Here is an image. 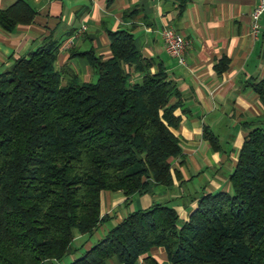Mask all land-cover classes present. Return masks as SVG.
<instances>
[{
    "label": "trees",
    "instance_id": "16d2710c",
    "mask_svg": "<svg viewBox=\"0 0 264 264\" xmlns=\"http://www.w3.org/2000/svg\"><path fill=\"white\" fill-rule=\"evenodd\" d=\"M175 1L180 13L191 0ZM35 15L15 0L0 8V27L10 32ZM106 35L109 58L73 54L86 58L95 81L56 67L61 38L0 72V264L60 261L75 252L77 234L90 236L106 220L101 192L129 199L178 178L171 168L182 156L177 87L161 64L150 71L128 30ZM136 72L140 80L132 82ZM252 88L263 95L264 78ZM202 131L219 150L212 130ZM229 182L230 192L202 193L185 220L160 202L129 212L68 264H161L150 255L155 248L169 264H264L263 126L247 133Z\"/></svg>",
    "mask_w": 264,
    "mask_h": 264
},
{
    "label": "crops",
    "instance_id": "0c3cea01",
    "mask_svg": "<svg viewBox=\"0 0 264 264\" xmlns=\"http://www.w3.org/2000/svg\"><path fill=\"white\" fill-rule=\"evenodd\" d=\"M26 1L36 10L32 23L17 25L10 32L0 27V72L45 40L61 38L56 67L89 82L94 71L86 58L73 54L92 50L95 56L109 58L106 30L125 29L132 33L135 49L152 62L150 71L161 64L180 93L181 104L175 110L180 122L174 133L181 141L182 156L171 162L178 178L174 177L172 186L159 185L153 193L129 199L120 191L101 192L100 214L106 220L90 236H75V252L88 249L129 212L153 202L172 207L181 221L196 207L202 193L231 191L229 175L241 144L252 127H264V94L258 95L252 88L264 78V15L256 37L249 28L257 0H191L180 13L175 0ZM14 2L0 0V8ZM82 26L85 29L79 32ZM163 27H171L189 40L185 65L167 54L160 36ZM220 63L224 68L218 72L215 66ZM140 77L136 72L131 80ZM176 100L173 97L171 102ZM204 126L218 137L219 150H213L203 138ZM89 237H95V242ZM150 255L169 264L162 248L152 249Z\"/></svg>",
    "mask_w": 264,
    "mask_h": 264
},
{
    "label": "built area",
    "instance_id": "2783aa9c",
    "mask_svg": "<svg viewBox=\"0 0 264 264\" xmlns=\"http://www.w3.org/2000/svg\"><path fill=\"white\" fill-rule=\"evenodd\" d=\"M264 15V0H257L253 9L250 12V34L252 37H256L260 31V18ZM84 26L79 29L83 31ZM78 32L74 34L76 37ZM160 36L164 42L165 50L167 54L173 58L178 64L185 65V53L189 46V40L175 31L171 27H163L160 30Z\"/></svg>",
    "mask_w": 264,
    "mask_h": 264
},
{
    "label": "rangeland",
    "instance_id": "374dc122",
    "mask_svg": "<svg viewBox=\"0 0 264 264\" xmlns=\"http://www.w3.org/2000/svg\"><path fill=\"white\" fill-rule=\"evenodd\" d=\"M97 78L96 74L93 75L92 79L90 81H95ZM107 227H109L108 223H105ZM90 238V237H89ZM91 242H95L96 238H90ZM76 244V243H75ZM82 251H76L70 255H67L65 256L62 260L60 261H57V262H53L52 264H68L72 259H73V255L76 256V255H79Z\"/></svg>",
    "mask_w": 264,
    "mask_h": 264
}]
</instances>
